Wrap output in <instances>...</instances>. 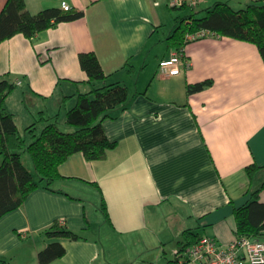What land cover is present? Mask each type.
Instances as JSON below:
<instances>
[{
    "label": "crops",
    "instance_id": "crops-1",
    "mask_svg": "<svg viewBox=\"0 0 264 264\" xmlns=\"http://www.w3.org/2000/svg\"><path fill=\"white\" fill-rule=\"evenodd\" d=\"M171 1L25 0L32 14L66 3L85 16L33 40L18 34L0 44V80L16 85L7 105L21 131L43 115L58 114L69 127L66 112L76 98L65 97L89 90L82 53L94 52L107 82L136 97L103 123L118 143L105 160L71 156L51 189H36L0 218V258L39 264L51 242L44 231L56 222L82 238L61 240L66 254L50 264H175L188 230L225 245L237 238L234 210L264 183V60L256 45L215 34L180 53L167 42L158 52L164 27L175 29L176 18L192 12ZM255 1L264 0H206L200 9L228 2L239 10ZM174 54L186 65L179 75L163 74L160 62ZM204 81L212 85L188 94L187 85ZM252 164L262 169L250 177ZM93 188L100 203L90 211ZM102 196L110 223L98 214Z\"/></svg>",
    "mask_w": 264,
    "mask_h": 264
},
{
    "label": "trees",
    "instance_id": "trees-1",
    "mask_svg": "<svg viewBox=\"0 0 264 264\" xmlns=\"http://www.w3.org/2000/svg\"><path fill=\"white\" fill-rule=\"evenodd\" d=\"M200 6L184 18H176V27L167 39L170 48L180 53V49L188 43V36L205 32L206 35L215 34L254 44L264 60V1H255L239 10L233 9L228 2H216L204 10ZM84 16V11L72 8L65 11L58 7L46 8L32 14L27 10L25 0H7L0 13V44L18 34L33 40L44 31ZM79 60L88 75V80L83 83L89 86V90L65 97V101L76 98L75 104L66 112L67 125L73 128L71 132L60 128L58 114L49 118L43 115L36 123L21 131L16 124L15 115L7 105V99L16 85L8 80H0V159L3 158L0 165V218L22 207L36 189H51L57 180L63 178L59 167L71 156L81 153L89 162L102 161L110 150L116 149L118 143L108 138L103 123L127 110L136 95H131L129 88L120 82H107L109 76L94 52L80 54ZM183 61L185 62L184 59ZM210 85L212 81L187 85V92L193 94ZM39 123L45 126L37 134ZM25 153L32 158L34 174L23 162ZM259 169L262 168L252 164L247 167V172L253 177ZM94 185L99 188L97 184ZM263 191L264 183L251 193L246 204L235 208L237 238L249 237L263 242L264 202L260 198ZM101 210L110 223L103 196ZM44 234L51 242L40 251L39 264H50L66 254L61 240L78 241L82 238L59 222L46 229ZM200 237L190 230L185 233V241L181 242L175 264L178 263V257L184 255ZM0 264L11 263L0 258Z\"/></svg>",
    "mask_w": 264,
    "mask_h": 264
},
{
    "label": "built area",
    "instance_id": "built-area-1",
    "mask_svg": "<svg viewBox=\"0 0 264 264\" xmlns=\"http://www.w3.org/2000/svg\"><path fill=\"white\" fill-rule=\"evenodd\" d=\"M206 0H172L173 8L197 9ZM62 8L69 11L71 7L64 3ZM206 36L205 32L190 35L187 41L197 40ZM186 63L179 54L162 60L159 68L163 74L169 76L179 75ZM177 264H264V243L249 237L236 238L229 245L221 244L216 239L201 236L188 251L178 257Z\"/></svg>",
    "mask_w": 264,
    "mask_h": 264
},
{
    "label": "rangeland",
    "instance_id": "rangeland-1",
    "mask_svg": "<svg viewBox=\"0 0 264 264\" xmlns=\"http://www.w3.org/2000/svg\"><path fill=\"white\" fill-rule=\"evenodd\" d=\"M172 29H174L173 28V25L171 26H166V27H164V31H163V35H162V44H157L156 46H157V50H158V52H162L163 50H166V47H167V45L165 44L166 42H167V44H168V41H167V39H168V37L171 35L170 33H171V31H172ZM188 38V37H187ZM39 116V115H38ZM41 117H37L36 119H35V123L40 119ZM46 118H49L48 116H46ZM44 126H45V124H43V123H39L38 125H37V134L39 133L40 134V132L42 131V129L44 128ZM59 126H60V128L63 130V131H65V132H68V131H72V127H66V125H64V124H59ZM70 128V129H69ZM22 131H24V130H22ZM31 142V140H30V138L28 139V143H30ZM2 160H3V158L2 159H0V165H1V163H2ZM23 162H24V164H25V166L34 174L35 173V169H34V165H33V161H32V158H31V156L28 154V153H25L24 155H23ZM98 197H99V195H98V193H97V191L93 188L91 191H90V196H88V198H87V200L89 201V210L91 211V210H93V205L94 204H97L99 201V199H98ZM100 203V202H99ZM99 217H100V219H102L103 221H105L106 219H105V217H104V215L102 214V212L101 211H99ZM98 220H99V218H98ZM176 224L175 223H173V222H171V224H170V230H171V232H172V237L173 238H175L176 236V234L177 233H179L178 231H176V229L174 228V226H175ZM175 244L176 246H178V241L176 240V241H172V242H170V244Z\"/></svg>",
    "mask_w": 264,
    "mask_h": 264
}]
</instances>
